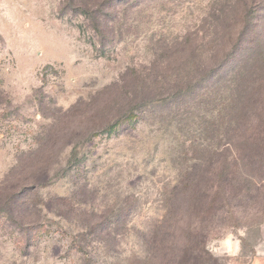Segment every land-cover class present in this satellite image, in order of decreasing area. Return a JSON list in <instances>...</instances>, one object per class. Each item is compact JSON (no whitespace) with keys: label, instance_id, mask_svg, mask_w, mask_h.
<instances>
[{"label":"rangeland","instance_id":"obj_1","mask_svg":"<svg viewBox=\"0 0 264 264\" xmlns=\"http://www.w3.org/2000/svg\"><path fill=\"white\" fill-rule=\"evenodd\" d=\"M83 4L100 23L99 0H0V188L31 186V218L45 227L29 242L0 219V264L158 257L154 243L180 209L171 194L186 169L201 200L219 108L227 120L251 101L264 125V0H131L117 6L101 43ZM225 56L216 81L210 69ZM140 100L130 122L79 148L65 175L72 146ZM242 207L210 225L213 264H264V197ZM179 213L180 226L199 215ZM157 257L148 264H163Z\"/></svg>","mask_w":264,"mask_h":264},{"label":"trees","instance_id":"obj_2","mask_svg":"<svg viewBox=\"0 0 264 264\" xmlns=\"http://www.w3.org/2000/svg\"><path fill=\"white\" fill-rule=\"evenodd\" d=\"M130 3L131 0H99L100 23L93 15V12L97 10L91 12L86 4L82 5L83 8H86V12L93 15L92 25L100 33V43L107 40L105 32L111 33V28L108 27L107 23L114 19L117 6L126 7ZM244 26L247 30V27L251 25H248L246 20ZM247 33L246 31L242 35L245 37ZM245 46L247 45H243V49ZM243 59H248V56L241 58L239 62ZM229 61L225 56L214 64V68L210 69L211 73L214 72L211 76L212 79L221 80L226 73L225 66ZM215 69L220 71V74ZM241 72L242 70L239 73ZM187 78L184 85L187 89L191 88L190 90H192L195 84L197 85V78L192 76ZM145 102L140 100L139 104L137 103L124 116L108 123L103 129L92 132L85 142L74 144L66 162L65 175L79 164L77 156L79 148L84 147L83 145L89 143L98 133H111L120 124L130 122L135 116L134 112ZM230 106H233V104H230ZM225 111L226 107L219 108L216 124L221 129V133L217 139L218 147L213 151H208L209 160L205 163L207 167L203 172L206 182L199 195L201 200H198V192L192 185L193 181L189 179L188 169L183 171L181 185H176L174 193L171 194L172 201L179 200L177 207H180V209L176 214L180 215L181 218H178L177 215L176 217L173 216V223L163 233L162 239L154 243L155 253H159L156 257L163 260L161 261L163 264L216 263V258L207 250V243L211 234L210 225L214 219L226 215L230 219H234V215L244 208L242 205L245 201L253 200L259 196L264 197V125L261 124L260 118L255 117L257 113L256 106L248 101L238 114L235 113L234 117L227 120H225ZM229 130H231L230 134ZM248 132L250 133L248 134ZM44 175L41 173L40 176H37V173H35V181L40 183L41 178L44 177L45 179ZM4 185L3 183L0 186ZM6 188L7 186L0 188V219L11 221L14 226L18 227V230L21 229L26 234L29 242L35 241L40 232L45 230V227L39 219L31 218L30 211L37 209V205L32 199L34 189L26 185ZM58 199L62 200L61 198ZM81 205H84V203ZM168 208L169 212L173 213L171 211H174V208L171 204ZM184 208L186 211L199 212V215L195 216L192 222L180 226L183 216L179 212ZM43 209L47 210L46 204H41L37 211L41 213ZM144 244L147 245V242L145 241ZM156 257L152 256L151 259H147L142 256H134L133 258L139 260L142 264H148L156 260ZM83 264H90V261L84 258Z\"/></svg>","mask_w":264,"mask_h":264}]
</instances>
